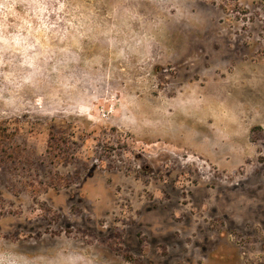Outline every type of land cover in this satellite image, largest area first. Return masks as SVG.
<instances>
[{"label":"rangeland","instance_id":"374dc122","mask_svg":"<svg viewBox=\"0 0 264 264\" xmlns=\"http://www.w3.org/2000/svg\"><path fill=\"white\" fill-rule=\"evenodd\" d=\"M0 264H264V0H0Z\"/></svg>","mask_w":264,"mask_h":264}]
</instances>
